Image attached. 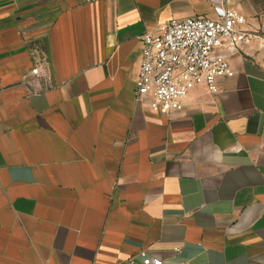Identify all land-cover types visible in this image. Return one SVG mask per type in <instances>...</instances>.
<instances>
[{"label": "crops", "instance_id": "0c3cea01", "mask_svg": "<svg viewBox=\"0 0 264 264\" xmlns=\"http://www.w3.org/2000/svg\"><path fill=\"white\" fill-rule=\"evenodd\" d=\"M215 5L254 32L234 74L151 111L138 36ZM143 249L264 264V0H0V264H127Z\"/></svg>", "mask_w": 264, "mask_h": 264}, {"label": "built area", "instance_id": "2783aa9c", "mask_svg": "<svg viewBox=\"0 0 264 264\" xmlns=\"http://www.w3.org/2000/svg\"><path fill=\"white\" fill-rule=\"evenodd\" d=\"M215 17L195 15L172 18L138 38L143 43L136 77V99L160 115H172L184 108L190 89L204 85L218 91L217 80L234 74L230 58L251 41L254 32L246 28V18L235 8L215 5ZM40 74V67L32 69ZM140 260L127 264H161L147 250Z\"/></svg>", "mask_w": 264, "mask_h": 264}]
</instances>
